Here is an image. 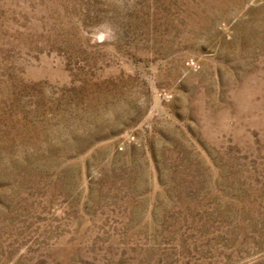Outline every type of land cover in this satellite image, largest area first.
<instances>
[{
  "label": "rangeland",
  "instance_id": "rangeland-1",
  "mask_svg": "<svg viewBox=\"0 0 264 264\" xmlns=\"http://www.w3.org/2000/svg\"><path fill=\"white\" fill-rule=\"evenodd\" d=\"M0 264H264V0H0Z\"/></svg>",
  "mask_w": 264,
  "mask_h": 264
}]
</instances>
